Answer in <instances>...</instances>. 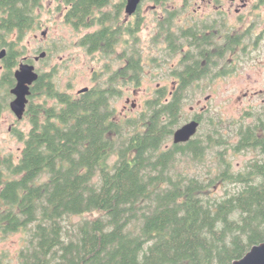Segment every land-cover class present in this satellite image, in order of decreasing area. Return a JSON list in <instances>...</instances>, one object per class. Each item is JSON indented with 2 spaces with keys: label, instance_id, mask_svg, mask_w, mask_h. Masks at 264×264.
Wrapping results in <instances>:
<instances>
[{
  "label": "trees",
  "instance_id": "obj_1",
  "mask_svg": "<svg viewBox=\"0 0 264 264\" xmlns=\"http://www.w3.org/2000/svg\"><path fill=\"white\" fill-rule=\"evenodd\" d=\"M66 1L74 27L99 26L81 45L92 54L114 53L123 40L116 27L125 0ZM152 1L166 6L163 26L171 33L177 8ZM38 3L0 0L8 82L17 44L11 34L21 39L32 27ZM137 41L132 54L127 41L119 56L132 55L130 66L115 72L107 62L114 74L87 92H62L45 77L37 82L34 95L46 97L30 103L29 129L15 131L19 154L0 152V239L23 233L17 264H232L264 241V104L249 124H228L207 111L200 133L174 144L197 92L198 76L184 72L182 88L157 91L146 111L123 120L113 100L117 78L141 82ZM196 59L188 57L185 67L198 68ZM243 152L253 156L237 168L230 155Z\"/></svg>",
  "mask_w": 264,
  "mask_h": 264
},
{
  "label": "rangeland",
  "instance_id": "obj_2",
  "mask_svg": "<svg viewBox=\"0 0 264 264\" xmlns=\"http://www.w3.org/2000/svg\"><path fill=\"white\" fill-rule=\"evenodd\" d=\"M117 1L120 0H114L113 3ZM248 1L250 6L246 10L243 19H238L235 14L231 18V23L233 25L239 24L238 29L244 30V25L249 26L255 22L254 29L257 32L264 27V23L256 22L257 17L255 14L260 13L264 16V2L262 3L263 6L259 8L257 5L260 4V0ZM55 2L54 0L41 1L44 6L41 5L36 10L35 23L21 39H19L17 33L11 34L10 41H16L15 48L22 52L20 59L23 56L34 57L40 55L44 50H51L50 56L46 61L40 62L38 68L42 73L48 70L53 71L54 82L57 84L58 90L68 91L73 95L84 87H93L98 82L110 80L112 71L124 64V62H120L119 56L123 47L129 41L128 36L124 35L122 37L123 40L117 45L114 53L108 56H102L100 53L92 54L86 46L81 45V39L85 34L99 28V26L91 28L81 26L77 28L66 23L63 15L61 17L62 13L56 8L57 4ZM230 2L229 0L227 6L230 5ZM169 3L168 6L174 8L173 5L176 4V1L171 0ZM154 4L156 3L152 0H144L142 6H140L144 23L137 34V47L142 51L145 63L149 61L150 56H156L160 50L158 46L153 44L152 31L156 25L157 17H160L164 10L160 7L157 11H153L152 6ZM111 9V6L106 8V10ZM124 15L126 16L125 11ZM181 19L177 15L174 24H178ZM43 32H45V35H43ZM166 54L161 55L162 68L153 72L150 70L144 72L139 85L135 82L127 83L122 80L123 78H117V87L120 89V93L114 98L113 105L116 107L121 119L141 115L142 112L147 110L146 103L154 98L157 84L170 83L171 65L177 64L180 55ZM165 56H167L166 60ZM217 59L219 64H222L223 61L229 64L227 58L223 60L217 57ZM107 62L110 63L111 70L113 67L111 72L105 70ZM231 67L233 68L232 74L220 78L210 90L203 92L196 90L197 92L193 94L191 103L185 107L180 122L181 126L190 119L193 113L201 112L204 107H207V111H210L215 119H223L228 124L239 120L247 124L254 121L251 116L254 113L252 110L264 104V39L258 41L251 50L249 49L247 55L240 53L233 56ZM3 72L0 67V77ZM208 95L210 99H206ZM5 99L7 107L3 108V114L0 117V152L12 153L16 157L23 143L18 139L15 131L17 129L26 131L30 125L27 119L18 122L9 106L12 97L4 94L2 103H5ZM128 99L130 100L128 101ZM133 103H135L134 108ZM191 106L195 107V111L191 110ZM14 123L16 124L14 125ZM13 125L14 128L10 130ZM252 156V153L245 154L243 152L238 153L237 156L231 154L230 159L239 168L242 165L241 163L252 158ZM195 170L192 168L190 171L194 172ZM22 238L23 233L17 232L7 238L0 239V259L6 253V264H17L19 249L23 242Z\"/></svg>",
  "mask_w": 264,
  "mask_h": 264
},
{
  "label": "flooded vegetation",
  "instance_id": "obj_3",
  "mask_svg": "<svg viewBox=\"0 0 264 264\" xmlns=\"http://www.w3.org/2000/svg\"><path fill=\"white\" fill-rule=\"evenodd\" d=\"M41 1L44 0H39L38 5L35 7V12L37 9H39V6L41 5L44 6V3H41ZM54 1H56L55 4H57L56 8L60 11V13H62L61 17L63 15V19H65V22L73 25L68 17L69 9L71 7L70 3L67 2L66 0H54ZM142 1L144 2V0ZM230 1H231L230 5L227 6V4H229V0H179V1L177 0L176 4H174L173 6L174 8H177L176 14L178 15V17H181L182 19L178 24L177 23L176 25L174 24V26L171 28V33L177 36L180 35L179 38L182 39V42L180 43H176L173 40L175 37L172 36V34L169 33L168 29L166 30V28L163 26L168 16L166 6L162 4H154V6H152L153 11H157L160 7H162L164 10L162 12V15L160 17H157L156 25L152 31L153 40H154L153 44L158 46L160 50L157 52L156 56H150L149 61L146 63L144 62L145 57L143 56V54L141 55L140 66L143 70V73L144 72L146 73V71L149 72V70L153 72L162 68L163 61L161 55L163 53H167L166 55H168L169 53L171 55L174 54L180 55L177 64H173V66L171 65L172 71L170 74L171 76L170 83L169 82L164 84L158 83L157 88H155L156 92L157 91L172 92L182 88L184 84L180 76H182L184 72L186 73V75L198 76L196 81L193 83L194 90L202 91V92L206 90H210V88L213 87L215 82L220 80V78L232 74L231 71H233L232 70L233 68L231 67V63L233 56H236L237 54L240 53L247 55L249 49L251 50V48L254 47L258 41L264 39V27L260 28L256 32L254 29L255 28L254 25H256L255 22H253V24L249 26L244 25V30L238 29L239 24L233 25L231 23V18L235 14L238 19L240 20L243 19L246 10L250 6V2L248 0H230ZM126 2L127 0H125L124 7L120 11L116 29H118L119 33L121 34V37H123L124 35L128 36V40H129L128 47L129 50L131 51L130 53L132 54L133 53L132 44L133 42H135V39H138L137 34L142 29L144 23V16L141 15V7H139V9L133 14H128L126 12ZM263 2L264 0H260V4H258L257 6L259 8L262 7ZM142 3L140 6H142ZM124 11L126 13V16L124 15ZM255 15L257 17V19L255 20L256 22L264 23L263 22L264 16L262 14L256 13ZM35 21H36V15L34 17L32 26L35 23ZM139 22L140 24L137 25ZM43 35H45V32H43ZM232 41L236 42L233 51L231 47ZM3 49L6 50V53L3 58H0V60H2L0 67L4 71L2 76L0 77V117L3 114L2 111L3 108L7 107L6 99H5V103H2V97H4V94L12 97V99L9 102V106L11 101L15 98V95L11 92V90L16 85L15 71L19 69L21 64L28 63L30 65H33L35 67V71L39 74L38 79L31 85V89H30L31 93L28 96V104L23 118L18 119L17 116L14 114L18 122L19 121L23 122L26 119V114L30 103L35 99L36 101L40 102L46 97L40 95L41 91H38L36 95H34V88L36 87L37 82L40 80V78L45 77L46 82L48 80L54 81L53 73H52L53 71L48 70L42 73L38 68V64L40 62L46 61L47 58L50 56L51 50H44L40 53V55H35L34 57L23 56L20 59V55H22V52L21 50L15 48L16 56H15L14 66L12 67L11 82H8L6 81L7 79L6 76L10 70L8 64L11 57L10 48L6 45L1 46L0 52ZM42 53H45V56H42ZM131 56L130 57L125 56L120 58V62H124V64L120 66V68L118 67V69L114 71L120 72L123 71L126 67L130 66ZM166 57L167 56L164 57L165 60ZM188 57H192L194 59L197 58L196 60L200 61V65H198V68L195 67V69L194 68L188 69L187 67H185L188 64ZM217 57L223 60H226L227 58L229 64L225 63V61H223L222 64L219 63L216 64L215 58ZM133 74H134L133 70H131L129 75H133ZM128 79L129 80L127 83L135 82L134 80H132L133 78H131V76ZM90 88L91 87H89V89ZM79 91L77 92V94L82 93ZM62 92L70 93L68 91H62ZM39 96L41 97L39 98ZM206 99H210V96L208 95ZM129 100L130 99H128V101ZM132 106L134 108L135 103H133ZM191 110L195 111V107L191 106ZM206 111H207V107H204L201 112L193 113L190 119L184 123L186 124L187 122H190L192 120H197L200 123L197 133L191 138V140L200 133V130L203 127ZM15 124L16 123H14V125ZM14 125L10 127V130L14 128ZM179 127H181V125ZM171 140L174 144H177L174 142V134Z\"/></svg>",
  "mask_w": 264,
  "mask_h": 264
},
{
  "label": "water",
  "instance_id": "obj_4",
  "mask_svg": "<svg viewBox=\"0 0 264 264\" xmlns=\"http://www.w3.org/2000/svg\"><path fill=\"white\" fill-rule=\"evenodd\" d=\"M142 0H127L126 12L133 14L136 12ZM6 50L0 52V58L5 56ZM45 56V53H42ZM39 74L35 71V67L28 63H23L15 71L16 85L11 90L15 98L10 103V108L18 119H22L28 104V96L31 93V85L38 79ZM89 87L80 89L79 92H87ZM200 126L199 121L192 120L179 127L174 133L175 143H185L197 133ZM232 264H264V241L254 245L242 258L235 260Z\"/></svg>",
  "mask_w": 264,
  "mask_h": 264
}]
</instances>
